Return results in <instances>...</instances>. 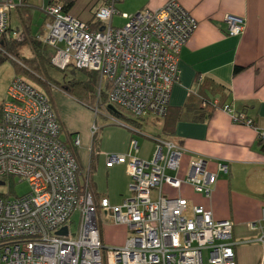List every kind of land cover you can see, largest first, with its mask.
<instances>
[{"label": "built area", "instance_id": "built-area-1", "mask_svg": "<svg viewBox=\"0 0 264 264\" xmlns=\"http://www.w3.org/2000/svg\"><path fill=\"white\" fill-rule=\"evenodd\" d=\"M120 1L102 0L90 23L64 12L60 5L49 6L44 10L49 17L46 37L39 41L52 49L53 68L65 71L72 66L96 73L97 95L109 83L108 105L135 119L147 115L164 119L171 88L178 81V56L197 23L177 0H168L156 11L133 15L118 14ZM21 2L0 0V40L8 29L10 11ZM115 15L125 21L123 27H112ZM224 21L228 35L244 33V19L228 15ZM91 24L102 29H91ZM94 110L98 112V107ZM223 111L234 124L254 127L230 106L225 105ZM96 131L93 126L91 134ZM257 136L264 149V131ZM150 139L155 144L150 160L137 157L140 148L134 140L126 155H105L107 169L125 166L130 197L118 205L105 198L96 204L86 187L77 183L79 167L60 140V125L50 100L25 79L14 77L1 109L0 182L4 185L16 178L28 184L29 193L14 199L0 197V264H204V258L206 264H235L232 223L215 221L209 210L188 207L186 199L163 191L168 186L179 192L187 184L210 198L219 175L228 173L227 163L218 162L216 171L209 172L205 159L200 158L190 164L181 180L177 175L182 147L166 139ZM72 146H79L78 138ZM75 213L78 224L72 232ZM99 214L127 228L130 235L124 247L104 249ZM63 228L67 234L57 236ZM249 229L259 234L260 264H264V218L251 223Z\"/></svg>", "mask_w": 264, "mask_h": 264}, {"label": "crops", "instance_id": "crops-1", "mask_svg": "<svg viewBox=\"0 0 264 264\" xmlns=\"http://www.w3.org/2000/svg\"><path fill=\"white\" fill-rule=\"evenodd\" d=\"M101 1L22 0L21 4L9 13L8 31L4 39L7 44L25 45L28 49L31 45L30 54L35 55L33 45L38 48L45 45L39 38L46 37L45 24L49 17L44 10L47 7L68 5L67 13L90 23L92 12L98 8ZM167 1L121 0L116 5V10L118 14L129 15L152 12L162 8ZM177 1L196 21L197 26L178 56V81L171 88L168 114L164 119H160L157 127L153 125V135L144 136L152 145L151 156L149 159H143L138 153L137 157L143 160L151 159L155 148L150 139L153 137L172 141L182 147L180 170L177 175L181 180L186 178L190 164L200 158L205 159L209 172L216 171V163H227L228 173L219 175L210 198L195 193L187 184H183L179 192L171 190L168 186H164L163 191L172 197L179 195L186 199L188 207L200 206L209 210L215 221H230L233 225L235 264H260L263 247L257 242L258 232L251 231L249 225L264 218V149L257 136L259 131H264V0ZM228 15L244 19L245 31L241 36H230L226 33L224 19ZM235 68L241 70L235 74ZM217 86L221 91L217 90ZM43 93L50 95L53 100L55 98L63 107L76 106L83 113V119L76 123L66 118L62 108H54L50 102L60 125V139L61 133L64 132L66 139L61 140L68 147L75 138L79 140V146L72 148L79 167V187L87 181L90 194L96 203L100 199H108L99 198L92 183V138L96 132L91 136V129L96 127V118L101 114L120 116L109 108L98 106V112H95V107L78 105L79 103L68 96L64 89ZM200 96L230 106L235 114H243L251 120L254 127L234 124L230 115L218 108L213 109L209 117L201 122L179 119L184 106L187 103L195 104ZM198 108L203 109L199 105ZM90 110H93L95 117ZM151 116L147 115L132 123L121 117L126 125L118 123V126L131 133L124 142V149L128 142L136 141L132 135H140L136 131H140L144 125L148 126ZM88 152L91 153L89 161ZM116 167L124 166H114L107 170ZM124 176L127 178V186L130 178L126 168ZM121 201L113 203L109 200L112 205H118Z\"/></svg>", "mask_w": 264, "mask_h": 264}, {"label": "rangeland", "instance_id": "rangeland-1", "mask_svg": "<svg viewBox=\"0 0 264 264\" xmlns=\"http://www.w3.org/2000/svg\"><path fill=\"white\" fill-rule=\"evenodd\" d=\"M111 23H112V27L121 28L124 26L125 21L121 20L118 15H115L113 16ZM41 46L45 47L43 51L45 52L46 55L49 56L50 54H52L53 51L51 48L45 45H41ZM58 47H62V44H59ZM29 49L23 46L21 49V56H24L25 58H28L29 55L34 56L33 53L30 54ZM0 57H3V54H0ZM46 72H47V76L50 78L49 80L50 81L52 80L51 82H53L54 84L39 86L32 80L28 79L29 80L28 82L32 86L45 93L46 91L47 93H50L52 90L61 91L64 85L68 84V82L74 79L77 81L89 80L87 75H85L80 71H76L71 67L67 68L65 71H60L53 68L52 66L51 67L47 66ZM16 75L22 77V75L16 73L15 65L9 59L4 61L0 65V104L5 100L6 90L11 80ZM43 79L45 78L43 77L42 80ZM48 96L54 108L60 107L62 108V110H64V114L68 120L78 123L83 119V113L79 111L76 106L69 107L68 105H65V107H63L60 103L59 104L57 103V100H55V98L53 100L52 97H50V95ZM70 97L74 101L79 103L78 105H82L86 107L75 97L73 96ZM110 108L113 109L116 112V114H118L120 117L115 116L114 114L109 115L105 113L103 114V116L101 114L96 118L97 120L95 124L97 128L96 131L97 144L92 153L93 168L91 173H92V183L94 184L97 196L99 198L106 197L109 200H111L113 203H119L123 198L130 197V192H129L130 181H128L129 183L126 186L127 178L124 176L125 166L123 168L116 167L112 170H107V168L105 167V162H106L105 155H126L128 153L129 142L127 143L125 149H124L125 147L124 142L128 137V135H130L131 133L130 132L128 133V130L118 125L121 124L125 126L126 125L125 120L121 117L130 118V115L118 107H110ZM91 112L93 117H95L96 115L93 113V110ZM112 120H114L115 122H113ZM160 121H161L160 119L151 116L149 117V123L147 124L148 126L144 125L140 129V131H136L137 133L139 132L140 135L136 133L132 135V137L138 142V146L140 148L139 156L143 159H149L152 153V145L144 136L153 135L155 131L153 129L154 128L153 125L155 124V126L157 127V123ZM91 136L93 135L91 134ZM61 139L63 141L66 139L64 132L61 133ZM119 151H121V153ZM90 154L91 153L88 152V161L90 158ZM130 154L133 156L135 155L134 152H130ZM115 166H121V165H115ZM86 170L87 169H85V171ZM170 173L171 172H168V175H170ZM28 193H29L28 184L26 182H19V180L16 178L13 179L12 181H5L4 185H0V195H4L8 199L22 197ZM98 222H99L101 241L104 249L106 250L120 249L124 247L126 239L128 235H130L126 227L122 225H114L112 223L105 222L102 214H99ZM71 223H72L71 230L73 232L75 226L78 224L77 213L72 215ZM204 263H206L205 258H204Z\"/></svg>", "mask_w": 264, "mask_h": 264}, {"label": "trees", "instance_id": "trees-1", "mask_svg": "<svg viewBox=\"0 0 264 264\" xmlns=\"http://www.w3.org/2000/svg\"><path fill=\"white\" fill-rule=\"evenodd\" d=\"M63 8L64 12H67L68 10V5H65ZM96 25L91 24L90 27L91 29H102L101 25ZM8 31V29H7ZM2 36L0 40V54H3V57H0V65L9 59L10 61L13 62L15 65V70L17 74L22 75L21 78L25 79L26 81H29L28 79L32 80L39 86H44V85H51L54 84L51 82L49 77L47 76L46 72V67L50 66V56L45 54L43 51L44 48H39L34 47L33 45V51H34V57H22L20 54V51L23 46L25 45H11L7 44L5 41L4 37L7 33ZM31 46V45H30ZM72 69L76 70L74 67L69 66ZM68 67V68H69ZM241 70V68H235L234 73H238ZM77 71V70H76ZM84 73L85 75L88 76V81H77V80H71L68 82V84L64 85L62 90L64 89L65 92L69 96L75 97L78 101L83 103L87 107H98L103 105L105 109L110 108L112 106L107 104V91L110 88V84L106 83V90L100 93V95H97V86H98V80H97V74L93 72H86V71H80ZM15 77H20L16 75ZM45 78L42 80V78ZM218 89L221 91V88L217 86ZM220 88V89H219ZM41 91V90H40ZM47 96V95H46ZM48 97V96H47ZM2 104H0V123H1V109H2ZM92 104V105H91ZM199 106L203 107V109H199ZM225 106V104H220L219 102H215L213 99H209L208 97L200 96L196 100V103H187L184 108L182 109L181 114L179 115V119H185V120H190V121H195V122H201L204 119L208 118L209 115L211 114V111L213 109H222ZM168 114V110L166 113V116ZM165 116V117H166ZM126 121L128 122H134L137 121V119L133 118L130 116V118H125ZM61 140V139H60ZM73 141V140H72ZM71 141V145H72ZM61 142L65 145V147L70 150L73 153V147L70 145V147L66 146V144L61 140ZM97 144V139L96 135L93 136L92 138V149L95 148ZM93 156V154H91ZM84 186L88 189L89 191V184L84 183ZM90 192V191H89ZM0 197H3L0 195Z\"/></svg>", "mask_w": 264, "mask_h": 264}, {"label": "water", "instance_id": "water-1", "mask_svg": "<svg viewBox=\"0 0 264 264\" xmlns=\"http://www.w3.org/2000/svg\"><path fill=\"white\" fill-rule=\"evenodd\" d=\"M109 109L113 111V109H111V108H109ZM0 185H3V183L0 182ZM66 234H67L66 228H63L62 230L56 232L57 236H65Z\"/></svg>", "mask_w": 264, "mask_h": 264}, {"label": "bare ground", "instance_id": "bare-ground-1", "mask_svg": "<svg viewBox=\"0 0 264 264\" xmlns=\"http://www.w3.org/2000/svg\"><path fill=\"white\" fill-rule=\"evenodd\" d=\"M73 147V146H72ZM74 148V147H73ZM73 154V153H72ZM74 155V154H73ZM87 189V188H86ZM87 191H88V189H87ZM89 192V191H88ZM90 193V192H89ZM91 195V194H90ZM92 199H93V197H92ZM93 201H94V199H93ZM95 202V201H94ZM96 203V202H95ZM99 203V202H98ZM98 203H96V204H98Z\"/></svg>", "mask_w": 264, "mask_h": 264}]
</instances>
